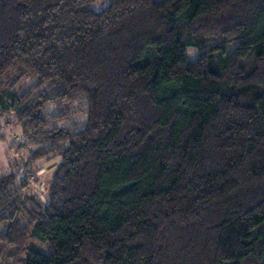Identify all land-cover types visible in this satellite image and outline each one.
Segmentation results:
<instances>
[{"label":"trees","instance_id":"1","mask_svg":"<svg viewBox=\"0 0 264 264\" xmlns=\"http://www.w3.org/2000/svg\"><path fill=\"white\" fill-rule=\"evenodd\" d=\"M94 1L0 0V114L53 167L44 201L0 179V246L27 252L15 264H264V0ZM12 72L38 83L16 94ZM80 99L82 125L51 127L48 103Z\"/></svg>","mask_w":264,"mask_h":264},{"label":"rangeland","instance_id":"2","mask_svg":"<svg viewBox=\"0 0 264 264\" xmlns=\"http://www.w3.org/2000/svg\"><path fill=\"white\" fill-rule=\"evenodd\" d=\"M155 2L161 0H154ZM110 0H95L91 3V8L95 12H100L108 7ZM187 55L190 61H194L197 56L195 49H188ZM38 83V78L29 75L19 77V74L12 72L7 79V88L16 94L32 90ZM40 89H35L34 93L39 94ZM44 115L48 119L51 127H66L73 124L82 125L87 118L86 100L80 99L73 105H58L48 103L44 109ZM12 113L0 114V179L15 174L17 178L26 176L30 182L29 192L39 194V200H45L44 185L52 173V161L39 159L32 161L31 152L37 148V143L24 137L21 127L14 122ZM42 184V185H41ZM43 186V187H42ZM43 190V191H42ZM0 231H3L0 226ZM31 246L43 251L47 250V245L37 239H33ZM25 252L17 257L5 246H0V264H15L17 259L25 260Z\"/></svg>","mask_w":264,"mask_h":264}]
</instances>
